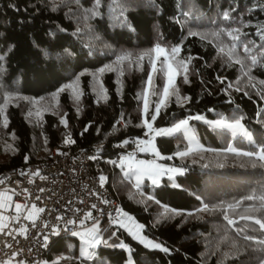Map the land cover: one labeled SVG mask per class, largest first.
<instances>
[{
	"label": "trees",
	"instance_id": "obj_1",
	"mask_svg": "<svg viewBox=\"0 0 264 264\" xmlns=\"http://www.w3.org/2000/svg\"><path fill=\"white\" fill-rule=\"evenodd\" d=\"M157 45L165 56L154 58ZM167 62L177 75L163 97ZM262 82L264 0H0V175L55 147L93 148L108 191L162 245L121 230L131 264H264V230L241 219L264 221V160L244 154L264 151ZM183 119L199 149L178 154L187 147L178 130L156 137L157 155L142 154L177 169L159 184L137 188L110 162L145 121ZM46 255L50 264L127 260L116 246L83 260L76 236L56 238Z\"/></svg>",
	"mask_w": 264,
	"mask_h": 264
},
{
	"label": "built area",
	"instance_id": "obj_2",
	"mask_svg": "<svg viewBox=\"0 0 264 264\" xmlns=\"http://www.w3.org/2000/svg\"><path fill=\"white\" fill-rule=\"evenodd\" d=\"M154 134V127L145 128L110 162L122 167L128 160L157 170L152 162L142 160L145 144ZM96 157L93 148L55 147L46 160L0 175V191H10L14 203L22 205L0 230V264H50L46 254L60 236L82 234L102 241L93 243L92 254L101 246L121 242L119 233L132 218L108 191L105 180L101 183L102 175L93 166Z\"/></svg>",
	"mask_w": 264,
	"mask_h": 264
},
{
	"label": "rangeland",
	"instance_id": "obj_3",
	"mask_svg": "<svg viewBox=\"0 0 264 264\" xmlns=\"http://www.w3.org/2000/svg\"><path fill=\"white\" fill-rule=\"evenodd\" d=\"M159 48L164 50V48L161 46H159ZM153 53H154V58H157V57L162 56V55L165 56V51H163V52L159 51L156 46L153 49ZM176 75H177V70L175 69V67L172 64H170V62H167L166 74H165L166 81H165L164 90L162 93L163 97H165V95H166L165 89L167 88V90H168L169 86L174 82ZM97 80H98V78H94L93 82L95 83V85L98 86ZM70 89H71V92L73 95H76V96L79 95L80 90H79V87L77 86V84L72 85ZM145 96H144V101H143V108H145V106H146L145 105V99H146ZM183 120H187L188 123H187V125L180 128L179 130L182 131L184 137L187 140V147L178 153L181 155H185V154H188L190 152H193V151L199 149V147H200V143H199L195 133L193 132V129L191 128V126L189 124V120L188 119H183ZM179 122H177V123H179ZM149 123L151 124V122L145 121L146 128H148ZM217 123H223V122L218 121ZM176 124H174V125H176ZM223 124L228 125V126L233 125V124L231 125L229 123H223ZM174 125L168 126V127H159V128L155 127V134L148 142H146L144 151L148 152V153H152V154H157L158 151H157V147L155 144V139L157 136H162V135H156V130H158V129H170V128L174 127ZM234 125L238 126V129L241 128L240 125H237V124H234ZM173 133L174 132L169 133V134H165V135H172ZM143 159H146V158L142 155V160ZM143 161L147 162L146 160H143ZM151 161H152V163H158L159 165H161L156 160H150L148 162H151ZM159 168H160L159 170H154V169L145 168L143 166L131 165L130 162L128 160H126L124 162V165L120 168V170L124 176H126L127 178H131L135 187L139 188L143 185L144 180H147L150 184L156 185V184H159L161 182L162 177L171 176L172 173L177 172L174 169H173L174 171L168 170V169H161L162 168L161 166ZM101 177H104V176H101ZM129 222H130V225H129V223L124 225L123 230L127 231L134 240L142 243L143 245H145L146 247H149V248H156V247L151 246L153 244H158V245H160L159 248H162V245L159 242L154 241V240L146 237L143 234L141 227H136L135 221H134V223H131L132 220H130ZM76 237L78 238L79 257L83 260H91L92 255H93L91 252V247L94 243V240H92V239H90V238H88L82 234H78V235H76ZM89 241H93V243L90 244ZM114 246H116L119 249L125 250V252L127 254V260L125 261L124 264H131L130 250H129L128 245L125 244L123 240H121L120 243H117Z\"/></svg>",
	"mask_w": 264,
	"mask_h": 264
},
{
	"label": "snow or ice",
	"instance_id": "obj_4",
	"mask_svg": "<svg viewBox=\"0 0 264 264\" xmlns=\"http://www.w3.org/2000/svg\"><path fill=\"white\" fill-rule=\"evenodd\" d=\"M226 18H227V15H226ZM235 31H238V30H231V31H229L228 35L232 36V32H235ZM232 38H233V39H238L237 36H232ZM156 47H157V49H158L159 51H161V52L164 51V50H162V49L159 48V45H157ZM178 51H179V48H178V47H174V48L172 49L173 54L177 53ZM254 62H255V61H254ZM185 79H186V77H185ZM262 83H264V82H262ZM165 92L167 93V88L165 89ZM158 107H159V106H157V108H158ZM151 119L154 121V120L156 119V116L153 115V116L151 117ZM146 123H147V122H146ZM187 123H188L187 120H182V121H180L179 123H177L176 125H174V127L170 128V129H158V130H156V135H165V134H169V133H172V132L178 131L180 128H182V127H184L185 125H187ZM236 124L239 125V121H236ZM148 128H149L150 130L152 129V125H151L150 123L148 124ZM66 142H70V141H66ZM244 154H245V155H248V156H256L258 159H260V160H264V151H261V152H259V153H251V152H249V153H244ZM26 159H27V158H26ZM100 179H101V183L103 184L105 178H104V177H101ZM154 182H155V181H154ZM41 191H43V189H41ZM256 198H257L256 196H254V195H250V196L246 197L245 199H247V200H253V199H256ZM259 199H261L262 201H264V195H261V196L259 197ZM3 206H4L3 204H0V207H3ZM15 207H16L17 210H20L21 207H22V205H20V204H16ZM93 207H95V206H93ZM234 207H236V205H231V204L228 205V208H229V209H232V208H234ZM205 208H207V205L205 206ZM39 211H43V209H39ZM224 218H225L226 220H228V223H229V224H235V223H236L235 220L229 219L227 215H225ZM241 219H244V220H252L255 224H257V225L260 226L261 230H264V221H262L261 219L255 218V217H253V216H242ZM69 223H74V221H69ZM3 227H6V225H0V230H2ZM245 239H252V238H251V237H245ZM94 242H95V243H101L102 241H100V240H95ZM89 243L91 244V243H93V241H89ZM151 246H152V247H156V248H159V247H160V245H158V244H153V245H151ZM165 251H167V249H165Z\"/></svg>",
	"mask_w": 264,
	"mask_h": 264
},
{
	"label": "crops",
	"instance_id": "obj_5",
	"mask_svg": "<svg viewBox=\"0 0 264 264\" xmlns=\"http://www.w3.org/2000/svg\"><path fill=\"white\" fill-rule=\"evenodd\" d=\"M143 160L150 161L148 159H143ZM0 204L4 205L3 207H0V225L7 226L10 221V216L12 212L17 210L15 207L16 204L14 203L13 195L10 191H0ZM131 223H134V221L132 220ZM129 225H130V222H129ZM135 225L136 227H140V225L137 222Z\"/></svg>",
	"mask_w": 264,
	"mask_h": 264
},
{
	"label": "clouds",
	"instance_id": "obj_6",
	"mask_svg": "<svg viewBox=\"0 0 264 264\" xmlns=\"http://www.w3.org/2000/svg\"><path fill=\"white\" fill-rule=\"evenodd\" d=\"M158 164V163H157ZM172 168V167H171ZM175 169V168H174Z\"/></svg>",
	"mask_w": 264,
	"mask_h": 264
}]
</instances>
